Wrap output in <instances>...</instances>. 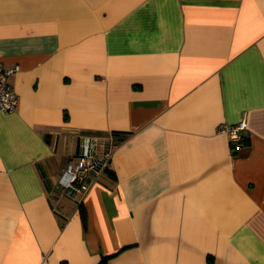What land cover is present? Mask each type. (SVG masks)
Returning a JSON list of instances; mask_svg holds the SVG:
<instances>
[{
    "label": "crops",
    "instance_id": "0c3cea01",
    "mask_svg": "<svg viewBox=\"0 0 264 264\" xmlns=\"http://www.w3.org/2000/svg\"><path fill=\"white\" fill-rule=\"evenodd\" d=\"M0 64V264H264V0H0Z\"/></svg>",
    "mask_w": 264,
    "mask_h": 264
},
{
    "label": "built area",
    "instance_id": "2783aa9c",
    "mask_svg": "<svg viewBox=\"0 0 264 264\" xmlns=\"http://www.w3.org/2000/svg\"><path fill=\"white\" fill-rule=\"evenodd\" d=\"M15 68H4L0 64V111H15L18 98L10 85L9 78ZM220 131L227 134L234 149L246 144L244 131L245 120L233 125H222ZM113 135H81L78 139V150L69 155L67 165L62 171L58 183L60 186L76 193H85L110 164L115 141Z\"/></svg>",
    "mask_w": 264,
    "mask_h": 264
},
{
    "label": "trees",
    "instance_id": "16d2710c",
    "mask_svg": "<svg viewBox=\"0 0 264 264\" xmlns=\"http://www.w3.org/2000/svg\"><path fill=\"white\" fill-rule=\"evenodd\" d=\"M115 134V133H114ZM110 165V164H109ZM109 165L105 168V170H107L108 169V167H109ZM81 203L79 204V207L81 208ZM81 210L83 211V209L81 208ZM105 259H106V256L105 257H103L102 258V260H101V264H103L104 262H105ZM62 264H65L64 262H62Z\"/></svg>",
    "mask_w": 264,
    "mask_h": 264
}]
</instances>
